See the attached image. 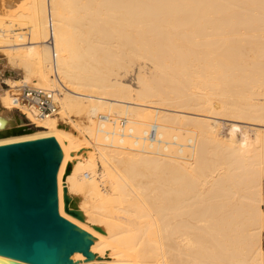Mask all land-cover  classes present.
Returning <instances> with one entry per match:
<instances>
[{"label": "bare ground", "instance_id": "6f19581e", "mask_svg": "<svg viewBox=\"0 0 264 264\" xmlns=\"http://www.w3.org/2000/svg\"><path fill=\"white\" fill-rule=\"evenodd\" d=\"M0 49L59 107L0 128V264H264V0H0Z\"/></svg>", "mask_w": 264, "mask_h": 264}, {"label": "rangeland", "instance_id": "374dc122", "mask_svg": "<svg viewBox=\"0 0 264 264\" xmlns=\"http://www.w3.org/2000/svg\"><path fill=\"white\" fill-rule=\"evenodd\" d=\"M4 50L5 49H0V128L2 127L5 128L6 126L5 121L11 120L15 122L16 125H18L17 127L19 128L22 127L24 129L23 130L24 134H19V135L26 134V135H31L32 137L33 136L38 137L39 134L46 132L47 129L40 127L38 124L35 123V120L32 122L27 121L25 116H23L21 113V105L16 104L15 106L11 107L6 104L8 97L13 101V96L20 94L19 87L22 86L23 84L36 87L35 78L31 76L29 72L26 71L27 67L26 64H24V61L22 59L18 60V58L20 59L19 54L8 52L9 49L5 51ZM29 75L31 76V78L29 77ZM18 115L21 119L24 120L23 123L21 122L20 124H18L19 122V119L17 118ZM222 123H223L222 132L224 134H227L229 132V125L232 124L233 122L222 121ZM67 124L71 125V126L68 125V129L69 128L72 129L73 127H75L74 124L72 125V122H66L65 124L62 125V128L64 130L66 129ZM71 129L69 130L71 131ZM73 129L75 130V132L72 133H77L76 131L77 128L76 129L73 128ZM60 167H61L60 163L58 164V166H55L56 171L59 172L61 169ZM71 211L73 212V213L71 212L73 216L77 215L75 210H71Z\"/></svg>", "mask_w": 264, "mask_h": 264}, {"label": "built area", "instance_id": "2783aa9c", "mask_svg": "<svg viewBox=\"0 0 264 264\" xmlns=\"http://www.w3.org/2000/svg\"><path fill=\"white\" fill-rule=\"evenodd\" d=\"M19 95L13 96V102L21 106L33 108L38 115L51 116L59 112L58 104L53 93L43 89L23 84L19 87ZM150 142L157 141L156 127H152L147 135ZM88 176V175H87Z\"/></svg>", "mask_w": 264, "mask_h": 264}, {"label": "water", "instance_id": "95a60500", "mask_svg": "<svg viewBox=\"0 0 264 264\" xmlns=\"http://www.w3.org/2000/svg\"><path fill=\"white\" fill-rule=\"evenodd\" d=\"M17 118L19 119L20 122H22V123L24 122V120L21 119L19 117V115H18ZM11 124L13 125V123H11ZM23 130L24 129L21 127L19 130L15 131L14 133H22ZM0 135L1 136H8L9 132L7 130H2V131H0ZM59 161H60L59 159H55L52 162H50V165L58 166ZM46 162H47V160H46ZM47 164H48V162L45 163V165H47ZM17 175H18V177H20L22 184H24L25 183V179H26V174H25L24 170H21V167L19 165L17 167ZM73 240L76 242V244L74 245V248H75L74 251L81 250V246H82L81 243L83 241V237L79 233H77V234L74 235Z\"/></svg>", "mask_w": 264, "mask_h": 264}]
</instances>
